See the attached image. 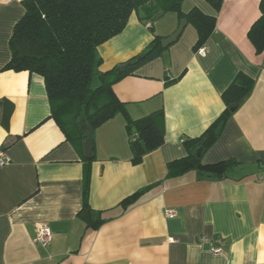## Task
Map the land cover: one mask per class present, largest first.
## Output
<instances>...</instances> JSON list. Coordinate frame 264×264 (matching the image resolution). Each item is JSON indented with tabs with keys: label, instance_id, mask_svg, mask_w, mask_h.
Returning a JSON list of instances; mask_svg holds the SVG:
<instances>
[{
	"label": "crops",
	"instance_id": "obj_1",
	"mask_svg": "<svg viewBox=\"0 0 264 264\" xmlns=\"http://www.w3.org/2000/svg\"><path fill=\"white\" fill-rule=\"evenodd\" d=\"M21 1L0 0V69ZM259 1L223 0L215 11L204 0H184L182 13L196 8L216 18L205 55L194 50L197 34L186 23L159 57L113 85L132 120L162 110L165 134L161 147L132 165L121 114L92 133L88 204L103 212L98 229L78 217L82 163L49 118L42 77L0 71V100L13 107L8 132L0 126L8 159L0 166V264H264V52L256 55L246 37ZM142 16L132 13L121 33L97 47L101 72L142 52L154 34L168 38L182 20L166 13L147 27ZM238 73L253 80L252 92L202 158L236 164L219 177L189 171L165 179L166 165L186 155L182 141L222 112L221 94ZM147 187L123 209L124 199ZM40 225L52 234L47 247L33 243ZM215 245L216 255L209 252Z\"/></svg>",
	"mask_w": 264,
	"mask_h": 264
},
{
	"label": "trees",
	"instance_id": "obj_2",
	"mask_svg": "<svg viewBox=\"0 0 264 264\" xmlns=\"http://www.w3.org/2000/svg\"><path fill=\"white\" fill-rule=\"evenodd\" d=\"M184 0H22V17L16 22L8 43L9 61L0 71L28 72L42 77L49 104V118L56 124L64 140L74 148L82 163V206L78 217L85 228L98 229L105 219L103 212L88 204L90 164L83 156L84 135L81 123L92 133L117 114L125 120V131L131 153L130 163L138 165L143 157L164 143V116L162 110L132 120L124 105L113 93L112 87L130 76L142 65L159 57L166 48L162 38L153 40L142 52L131 57L124 68L120 64L109 71L99 70L102 59L97 47L124 29L130 15L141 12V22L155 20L166 13H176L186 20L197 34L194 50L204 46L214 32L216 18L196 8L181 12ZM219 11L223 0H204ZM259 17L247 31L246 37L256 55L264 52V0L258 4ZM254 86L253 80L238 73L221 94L224 109L198 137L183 140L186 155L166 165L165 179L179 177L189 171L222 176L235 161L202 164V158L222 135L229 118L234 114L229 107L245 101ZM12 104L0 100V126L8 132ZM18 139V138H16ZM9 145L2 146L6 148ZM142 189L120 205L125 210L144 191Z\"/></svg>",
	"mask_w": 264,
	"mask_h": 264
},
{
	"label": "built area",
	"instance_id": "obj_3",
	"mask_svg": "<svg viewBox=\"0 0 264 264\" xmlns=\"http://www.w3.org/2000/svg\"><path fill=\"white\" fill-rule=\"evenodd\" d=\"M146 26L149 27L150 25L146 24ZM196 53L199 56H204L205 55L204 46L199 47L196 50ZM7 162H8V159L6 158L4 153L0 150V166L5 165ZM165 216L167 218H173L174 214L172 211H167V212H165ZM51 238H52V234L49 231V229L44 225H40L37 228V233H36V236L33 240V243L35 245H39L41 247H47L49 245V243L51 242ZM200 242L205 243V240L200 239ZM215 242H216V244H220V239L219 240L216 239ZM209 252L216 255V254H219L221 251H220V248L217 245H215V246H211L209 248Z\"/></svg>",
	"mask_w": 264,
	"mask_h": 264
},
{
	"label": "water",
	"instance_id": "obj_4",
	"mask_svg": "<svg viewBox=\"0 0 264 264\" xmlns=\"http://www.w3.org/2000/svg\"><path fill=\"white\" fill-rule=\"evenodd\" d=\"M186 24V20L182 19L179 22V26L177 28V30L168 38L162 39L161 40V47L162 48H166L169 45H171L172 43H174L177 38L179 37V35L181 34L184 25ZM125 65H120L119 69L124 68ZM243 101H240L232 106L229 107V110L231 112H234L238 109V107L242 104ZM81 127H82V131H83V135H84V141H83V156L86 159H91L93 157V152H92V131L84 124V122L81 123Z\"/></svg>",
	"mask_w": 264,
	"mask_h": 264
}]
</instances>
